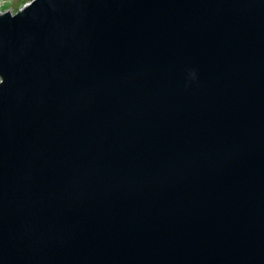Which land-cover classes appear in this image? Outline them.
<instances>
[{"label":"water","instance_id":"1","mask_svg":"<svg viewBox=\"0 0 264 264\" xmlns=\"http://www.w3.org/2000/svg\"><path fill=\"white\" fill-rule=\"evenodd\" d=\"M0 264H264V0L0 15Z\"/></svg>","mask_w":264,"mask_h":264},{"label":"rangeland","instance_id":"2","mask_svg":"<svg viewBox=\"0 0 264 264\" xmlns=\"http://www.w3.org/2000/svg\"><path fill=\"white\" fill-rule=\"evenodd\" d=\"M30 2L27 0H0V15L7 12L15 14Z\"/></svg>","mask_w":264,"mask_h":264},{"label":"trees","instance_id":"3","mask_svg":"<svg viewBox=\"0 0 264 264\" xmlns=\"http://www.w3.org/2000/svg\"><path fill=\"white\" fill-rule=\"evenodd\" d=\"M27 1H29V2H30V1H32V0H27Z\"/></svg>","mask_w":264,"mask_h":264}]
</instances>
